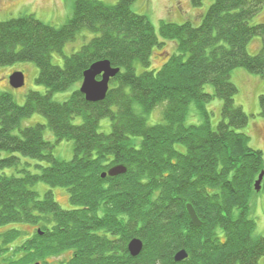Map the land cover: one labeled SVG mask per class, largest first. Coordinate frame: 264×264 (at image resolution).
<instances>
[{"label": "trees", "instance_id": "16d2710c", "mask_svg": "<svg viewBox=\"0 0 264 264\" xmlns=\"http://www.w3.org/2000/svg\"><path fill=\"white\" fill-rule=\"evenodd\" d=\"M135 1L75 0L60 27L33 15L0 22V66L32 62L35 84L45 88L28 92L22 105L0 94V228L37 226L32 234L1 230L0 264H257L264 256V237L253 235L249 217L261 173L264 188V160L248 146V117L230 81L237 68L264 76V22L250 24L263 1L212 0L199 24L161 21L159 37L131 10ZM190 1L195 8L204 2ZM83 31L93 37L64 55ZM254 37L261 46L250 55ZM165 41L176 51L161 52V66L148 70ZM54 54L62 65L52 63ZM100 60L120 72L106 98L90 103L79 92L82 75ZM68 91L63 101L53 98ZM214 98L221 101L215 127L205 107ZM192 105L199 122L186 124ZM259 106L264 118V95ZM154 110L160 120L149 125ZM35 114L45 125L21 126ZM104 119L108 132L99 130ZM45 127L56 143L73 142L72 160L53 155ZM19 157L36 160V172L19 169ZM117 165L126 172L102 177ZM38 182L67 189L73 208L62 209L51 190L40 198L32 190ZM187 203L201 227L191 224ZM134 238L143 243L137 257L127 251ZM182 249L187 258L175 262Z\"/></svg>", "mask_w": 264, "mask_h": 264}, {"label": "rangeland", "instance_id": "374dc122", "mask_svg": "<svg viewBox=\"0 0 264 264\" xmlns=\"http://www.w3.org/2000/svg\"><path fill=\"white\" fill-rule=\"evenodd\" d=\"M74 1L75 0H0V22H5L23 15H33L46 25L60 27L70 16ZM97 1L111 6L118 2V0ZM262 1L264 5V0ZM211 2L212 0H204L202 7L195 8L191 5L190 0H136L131 5V10L136 14L146 16L159 37V26L161 21L175 24L190 21L194 25H197L200 22V16L206 11ZM262 22H264V8L250 24L255 25ZM91 37L93 36L89 32H81L73 43L65 45L63 50L64 55L69 56L71 53L77 51L81 45L88 42ZM260 46V38L254 37L247 46V52L250 55H254L259 51ZM163 51L174 53L176 51L175 43L165 41L160 48L155 47L150 56L151 64L148 70L158 69L161 66L162 60L160 59V54ZM51 60L55 65L63 64V59L60 55H52ZM136 70L138 73L141 72V66L137 64ZM16 72L24 76V84L20 88H12L9 84V77ZM37 73L38 69L32 62H17L8 66H0V94L9 93L17 104L22 105L25 102V96L28 92L39 91L45 93L44 87L35 84ZM230 81L237 88V93L234 97L235 105L241 107L248 117V123L243 130L248 137V146L253 150L260 151L264 160V118L260 116L259 106V98L264 95V76L251 74L242 68H237L231 72ZM204 90L208 93H212L213 88L211 85H206ZM70 91L55 94L53 98L58 101H63L67 98ZM205 107L210 112L211 125L215 127L221 118V101L214 98L208 102ZM159 120V112L158 110H154L148 119V124L153 125ZM198 122V116L195 114L194 105H192L190 113L186 118V124H197ZM34 124L45 125V119L41 115L35 114L23 120L21 126L25 127ZM99 130L102 132H108L110 130L108 119L101 121ZM43 135L45 139L54 143L52 153L57 159L62 161L72 160L74 154L72 141L63 140L56 143L53 134L47 127L44 129ZM19 158V169L24 168L32 173L36 172L35 164L38 163L36 160L26 157ZM32 190L35 191L40 198H42L47 191L51 190L54 200L62 209L69 210L73 208L69 201V193L67 189L63 187L51 188L43 182H38L32 187ZM249 208V217L255 222L253 235L255 237H264V188L260 187V190L257 192L254 188V194L249 200ZM12 226H17L28 234H32L37 227L25 224H10L1 227L0 232ZM257 264H264V256L258 260Z\"/></svg>", "mask_w": 264, "mask_h": 264}, {"label": "water", "instance_id": "95a60500", "mask_svg": "<svg viewBox=\"0 0 264 264\" xmlns=\"http://www.w3.org/2000/svg\"><path fill=\"white\" fill-rule=\"evenodd\" d=\"M120 72L119 68L112 67L107 60H100L91 64L82 75V83L79 88V92L84 95L87 102L97 103L106 98L109 90V82ZM9 84L12 88H20L24 84L23 74L16 72L9 77ZM126 172L124 165H117L110 168L105 176L115 177ZM263 173L258 177V180L254 184L255 191H259L261 187ZM187 215L191 224L199 228L202 223L196 215V212L191 204L187 203L185 206ZM143 249V243L140 239L134 238L127 244V251L131 257H137ZM187 258L185 250H180L174 255L175 262H181Z\"/></svg>", "mask_w": 264, "mask_h": 264}]
</instances>
